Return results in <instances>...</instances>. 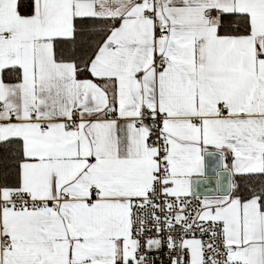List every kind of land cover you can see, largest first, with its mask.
Instances as JSON below:
<instances>
[{"label":"snow or ice","instance_id":"6c2138e0","mask_svg":"<svg viewBox=\"0 0 264 264\" xmlns=\"http://www.w3.org/2000/svg\"><path fill=\"white\" fill-rule=\"evenodd\" d=\"M0 264H264V0H0Z\"/></svg>","mask_w":264,"mask_h":264},{"label":"water","instance_id":"95a60500","mask_svg":"<svg viewBox=\"0 0 264 264\" xmlns=\"http://www.w3.org/2000/svg\"><path fill=\"white\" fill-rule=\"evenodd\" d=\"M208 186H202V190L206 189Z\"/></svg>","mask_w":264,"mask_h":264}]
</instances>
